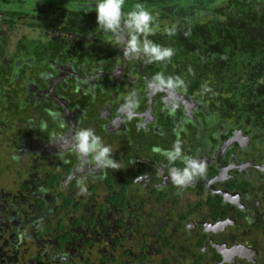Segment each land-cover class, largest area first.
<instances>
[{
    "label": "flooded vegetation",
    "instance_id": "obj_1",
    "mask_svg": "<svg viewBox=\"0 0 264 264\" xmlns=\"http://www.w3.org/2000/svg\"><path fill=\"white\" fill-rule=\"evenodd\" d=\"M172 1L125 0L123 20L137 3L153 28L199 16ZM96 3L0 0V175L17 179L0 185V264H264V142L196 118L185 86H150L161 63L125 56L129 30L103 31ZM83 128L120 169L80 156ZM177 140L173 162L154 150ZM192 163L203 172L175 183Z\"/></svg>",
    "mask_w": 264,
    "mask_h": 264
},
{
    "label": "trees",
    "instance_id": "obj_2",
    "mask_svg": "<svg viewBox=\"0 0 264 264\" xmlns=\"http://www.w3.org/2000/svg\"><path fill=\"white\" fill-rule=\"evenodd\" d=\"M195 4L199 16L153 28V40L175 53L159 66L169 79L183 80L197 94L196 118L229 117L264 142V0Z\"/></svg>",
    "mask_w": 264,
    "mask_h": 264
},
{
    "label": "clouds",
    "instance_id": "obj_3",
    "mask_svg": "<svg viewBox=\"0 0 264 264\" xmlns=\"http://www.w3.org/2000/svg\"><path fill=\"white\" fill-rule=\"evenodd\" d=\"M125 0H97L95 4L96 22L97 25L105 32H110L117 38L122 29V24L130 32V38L126 41V46L123 49V54L133 59L144 58L145 63L162 62L171 60L173 57L174 49L171 47H162L161 45L148 39L153 34L152 24L154 22L153 15L144 7L142 3L134 5L132 11L128 12L127 19L123 20L122 7ZM169 35H175V29H169ZM143 35L144 39L141 42L140 36ZM188 35V33H185ZM154 87L166 86L167 88L174 89L184 87V81L177 78L175 80H164L162 74H157L154 77L152 85ZM207 91V89H205ZM174 111V110H173ZM49 115L53 118L59 117V113L49 112ZM129 119L132 118V114L129 113ZM40 128L43 130L46 128V123L41 122ZM179 136V132H177ZM75 149L81 157L92 156L98 169H120L118 162L111 157L112 149L105 145L102 139L97 136L94 130L90 128L80 129L75 135ZM161 151L170 162L175 161L181 157V146L179 140L174 144L172 150H161L159 148L154 149ZM204 166L192 163L189 169L180 173L178 170L173 169L174 182L177 184H183L187 180H190L197 172H203ZM85 189H81L84 191Z\"/></svg>",
    "mask_w": 264,
    "mask_h": 264
},
{
    "label": "rangeland",
    "instance_id": "obj_4",
    "mask_svg": "<svg viewBox=\"0 0 264 264\" xmlns=\"http://www.w3.org/2000/svg\"><path fill=\"white\" fill-rule=\"evenodd\" d=\"M0 165H1V162H0ZM0 173H1V171H0ZM0 180H1L0 185L3 186V188L5 189V192L8 190L9 187L12 188L17 182V179L15 177H12V175L10 173H8L5 176L0 175ZM13 202L17 203L16 201H13ZM42 216H43V214H42Z\"/></svg>",
    "mask_w": 264,
    "mask_h": 264
}]
</instances>
